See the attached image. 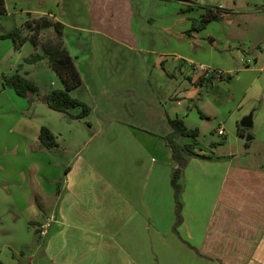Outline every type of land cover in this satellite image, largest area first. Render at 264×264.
Here are the masks:
<instances>
[{
    "label": "crops",
    "instance_id": "0c3cea01",
    "mask_svg": "<svg viewBox=\"0 0 264 264\" xmlns=\"http://www.w3.org/2000/svg\"><path fill=\"white\" fill-rule=\"evenodd\" d=\"M168 4L162 0H5L0 34L21 28L29 18L61 24L63 44L82 79L71 97L84 103L78 95L83 89L98 97L90 95L94 107L86 118L73 120L59 113L66 116L62 120L65 116H56L43 101L47 92L40 91L28 107L0 85V264H264V169L217 152L215 144L201 148L196 140L197 156L189 160L180 178L182 223L177 232L172 229L170 174L176 163L165 141L171 132L169 120L185 121L191 108L201 104L205 85L212 87L213 82L193 71V64L190 70L187 62L177 66L180 57L166 66V56L154 51L152 46L165 48L171 41H184L176 29L178 9L168 15ZM152 5L156 10L165 7L158 36L147 21L153 11L146 8ZM53 37L49 28L40 40ZM26 43L30 42L18 47L17 59L24 58ZM31 46L32 54L43 53L41 45ZM96 46L141 62L146 55H156L158 72H95L92 64H79L77 59ZM14 50L11 39H0V66L9 64L7 57L12 62ZM40 62L48 64L47 59ZM36 64H24L22 71L28 75ZM138 75L143 77L140 85ZM108 77L118 80L116 87L111 81L105 84L103 79ZM213 77L223 81L222 75ZM136 89L144 92V98ZM119 91L123 95L118 100L127 102L111 105ZM215 94L213 116L220 120L215 134L224 137L226 110L219 107L222 99ZM98 99L104 100L106 110L93 123ZM141 101L148 110L141 104L136 120L145 127L127 121L135 102ZM169 101L185 109L177 111ZM245 114L240 115L236 131L241 139L249 136L252 127ZM45 116L57 122L48 124ZM42 127L54 138L51 149L39 145ZM251 135L254 141L256 136ZM192 142L178 140L182 145ZM36 228L41 230L38 237L33 234Z\"/></svg>",
    "mask_w": 264,
    "mask_h": 264
},
{
    "label": "rangeland",
    "instance_id": "374dc122",
    "mask_svg": "<svg viewBox=\"0 0 264 264\" xmlns=\"http://www.w3.org/2000/svg\"><path fill=\"white\" fill-rule=\"evenodd\" d=\"M162 2L164 4L169 3L167 5L169 6L167 8L168 15H171L173 8L178 9L177 14L179 17L176 29L184 36L183 42L174 43L171 41L170 45L165 48L152 46L156 53L159 52V54L166 56V66L170 65L175 57H180L182 61L179 60L177 66L187 62L190 68L188 65L185 66L190 70L191 64L203 65L211 71L221 72L223 76V81L212 75L205 78L207 81L213 82L212 87L205 85L206 87L201 91V104L191 108L187 118L185 121L183 120L184 125L189 127L190 130L198 131L196 140L199 147L210 149L211 145L215 144L218 149L217 152L230 155L251 168L264 169V0H162ZM204 7L222 8L228 14L220 21L209 23L204 30L198 33L191 32V20L199 19ZM146 9L153 11L147 21L151 22L152 33L158 36L157 33L160 32L162 25L159 17H163L165 7L162 5L160 9L156 10V7L152 5L151 8ZM170 20L175 21V19ZM0 23L5 26L3 21H0ZM170 23L171 21L167 22V24ZM143 25L144 23H142ZM24 46L21 54L24 58L17 59L19 53L15 45L14 51L16 54L11 55L12 62L7 57L5 62L13 63V68H9V64H1L0 69L3 72L0 71V85L3 84L4 76H12L17 73L37 87L38 95L40 91L49 94L52 90L62 89L60 79L47 63L37 62L36 66L30 69L28 75L25 74L26 72L18 70V65L23 64V60L34 52L30 43H26ZM256 56H258V59L254 65L253 62ZM157 57L156 55H146L141 62L136 58H127L123 52L118 50L108 49L106 46L104 48L96 46L95 51L91 54H82L80 60H77L79 64L81 62V65L92 64L91 66L95 72H142L143 75V72H158L154 66ZM247 60L249 63H247ZM167 63L169 64L167 65ZM83 72L89 71L83 70ZM231 75L233 77L229 79ZM237 77L240 78L239 81L236 80ZM103 80L106 85H109L111 81V86H117L116 82L118 80L113 81L110 77ZM136 80L137 84L140 85L143 77L138 75ZM145 84L144 82L142 87H145ZM215 85L219 87L211 91ZM135 91L137 95L144 98V92L139 94L138 89ZM215 91L222 99L219 107L226 110V114H224L225 122H223L226 134L224 137H218L215 134V130H217L220 123V120L213 116L217 107V102H213L216 95ZM10 92L16 95L12 89H10ZM97 94L83 89L78 95L85 101L86 105L93 108L94 104H92L91 96L98 97ZM119 95H123V91H119L114 95L111 105L127 102L122 99L118 100L117 96ZM34 97L37 98L38 96ZM20 100L28 104L24 98ZM103 101V99H98L96 102L97 111L92 117L93 123L96 122V117L100 116L98 115L99 112L106 110ZM168 103L177 111L185 109L183 107L177 109L174 103L170 101ZM141 104L146 111L148 110V106L146 108L142 101L140 103L135 102L136 107L130 111V116L133 118L129 117L127 121H137L138 113H141ZM75 111L77 110H73V112ZM242 113L250 116L252 121L249 136L251 138H253L251 134L256 136L254 141L248 143L247 137L241 139L236 134L237 125L242 119V116H240ZM55 114L56 116H65L59 113ZM202 114L205 115L204 118H202ZM45 118L44 121L51 125L56 121L52 119L53 117L45 116ZM64 118L66 116L62 120ZM207 118H210V120L207 121ZM137 124L139 127H145L142 122Z\"/></svg>",
    "mask_w": 264,
    "mask_h": 264
},
{
    "label": "trees",
    "instance_id": "16d2710c",
    "mask_svg": "<svg viewBox=\"0 0 264 264\" xmlns=\"http://www.w3.org/2000/svg\"><path fill=\"white\" fill-rule=\"evenodd\" d=\"M202 9L203 13L199 19L191 20V32H200L209 23L220 21L228 14L222 8L204 7ZM5 14V0H0V16ZM49 28H53L54 37L41 41V33ZM24 31L28 32V34L24 35ZM0 39H11L17 48L27 41L35 47L41 45L43 53L32 54L24 59L23 64L18 65V70H22L24 64L32 65L47 59L49 67L55 72L62 84V89L52 90L45 98L46 105L52 111L65 114L73 120H82L90 114L91 109L88 105L70 95L71 91L81 86L82 79L73 57L63 44V26L61 24L53 23L47 18H29L23 23L21 28H14L6 34H0ZM2 86L12 89L17 96L27 100L29 107L36 100L34 96L38 95L37 87L17 73L12 76H4ZM73 110H78L79 112L73 114ZM169 125L171 132L166 135L165 141L171 151V158L176 163V167L170 174V185L173 190L175 213L172 229L177 232V228L182 223L183 208L180 178L189 160L197 156L194 149L198 131L188 129L179 118L169 120ZM238 133L241 135L242 130L238 129ZM180 138L192 139L193 142L182 145L178 143ZM39 145L45 149H51L55 146L54 138L46 127H42L40 130ZM40 233L41 230L38 228L33 232L35 237H38Z\"/></svg>",
    "mask_w": 264,
    "mask_h": 264
},
{
    "label": "built area",
    "instance_id": "2783aa9c",
    "mask_svg": "<svg viewBox=\"0 0 264 264\" xmlns=\"http://www.w3.org/2000/svg\"><path fill=\"white\" fill-rule=\"evenodd\" d=\"M192 70L199 73L200 75H202L204 78H208L210 75L212 76H221L222 73L221 72H214V71H211L210 69L204 67L203 65H193L192 66ZM218 134L220 136H223L224 135V132L223 130H219L218 131Z\"/></svg>",
    "mask_w": 264,
    "mask_h": 264
},
{
    "label": "water",
    "instance_id": "95a60500",
    "mask_svg": "<svg viewBox=\"0 0 264 264\" xmlns=\"http://www.w3.org/2000/svg\"><path fill=\"white\" fill-rule=\"evenodd\" d=\"M43 101L45 102L46 100L43 99ZM248 126H250V123L247 124ZM252 138L250 136L247 137V141H250Z\"/></svg>",
    "mask_w": 264,
    "mask_h": 264
}]
</instances>
